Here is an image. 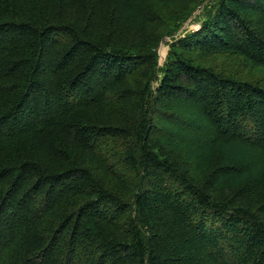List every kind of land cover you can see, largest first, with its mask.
<instances>
[{"label": "trees", "instance_id": "obj_1", "mask_svg": "<svg viewBox=\"0 0 264 264\" xmlns=\"http://www.w3.org/2000/svg\"><path fill=\"white\" fill-rule=\"evenodd\" d=\"M140 3L0 0V264H264V84L190 56L264 69V0H218L154 89Z\"/></svg>", "mask_w": 264, "mask_h": 264}, {"label": "rangeland", "instance_id": "obj_2", "mask_svg": "<svg viewBox=\"0 0 264 264\" xmlns=\"http://www.w3.org/2000/svg\"><path fill=\"white\" fill-rule=\"evenodd\" d=\"M218 0H142L141 6L149 14L151 26L157 31L159 44L157 46V67L155 78L151 80V88H155L162 74L163 63L171 48V43L196 31L207 14L215 7ZM195 64L214 67L215 70L225 72L227 75H240L249 77L264 84V69L250 65L242 66L232 62L225 56H212L203 58L197 52L190 54ZM171 113L169 107L166 111ZM187 120L194 123L201 122L200 118L184 115ZM198 119V120H197Z\"/></svg>", "mask_w": 264, "mask_h": 264}]
</instances>
